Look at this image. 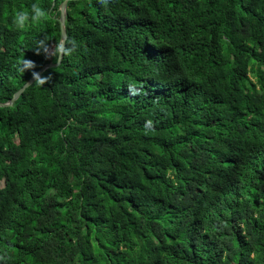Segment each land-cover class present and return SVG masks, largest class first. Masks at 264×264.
I'll return each mask as SVG.
<instances>
[{"label":"trees","instance_id":"trees-1","mask_svg":"<svg viewBox=\"0 0 264 264\" xmlns=\"http://www.w3.org/2000/svg\"><path fill=\"white\" fill-rule=\"evenodd\" d=\"M65 1L0 0V104ZM66 31L0 108V264H264V0L70 1Z\"/></svg>","mask_w":264,"mask_h":264},{"label":"clouds","instance_id":"clouds-1","mask_svg":"<svg viewBox=\"0 0 264 264\" xmlns=\"http://www.w3.org/2000/svg\"><path fill=\"white\" fill-rule=\"evenodd\" d=\"M110 2L114 0H98V3L104 7H107ZM52 18L51 12L48 8L43 7L40 3H33L30 7L16 9L13 17V24L17 30H25L31 26L46 23ZM79 43L74 38L65 40L63 37L56 40L55 44H50L49 37L45 36L36 42L34 48L37 55L44 54L45 58L55 57L59 63L61 57L71 56L79 49ZM23 67L20 71L26 72L28 70H34L36 64L32 60L23 59L21 62ZM33 78L37 84L43 85L50 80V76H41L39 73L33 71ZM130 92L132 94H138V90H134L130 86ZM153 128V122L151 120L146 121L145 129L149 130ZM3 259V257H0Z\"/></svg>","mask_w":264,"mask_h":264},{"label":"water","instance_id":"water-1","mask_svg":"<svg viewBox=\"0 0 264 264\" xmlns=\"http://www.w3.org/2000/svg\"><path fill=\"white\" fill-rule=\"evenodd\" d=\"M70 1H80V0H66L62 7H61V17L58 20L60 23V27H61V38L63 37L65 40L68 39L67 37V31H66V17H67V5L68 2ZM64 57V56H63ZM63 57H61L60 62L57 64H49L47 66H45L40 72L39 74L42 76L47 70L50 69H56L58 67L61 66L62 61H63ZM36 83L34 78H32L17 94H15V96L13 97V99L7 103V104H0V108H8V107H13L14 104L22 97V95L29 89L31 88V86H33V84Z\"/></svg>","mask_w":264,"mask_h":264}]
</instances>
